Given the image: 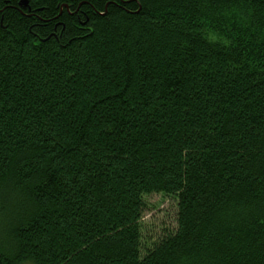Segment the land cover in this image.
Listing matches in <instances>:
<instances>
[{
  "label": "trees",
  "instance_id": "trees-1",
  "mask_svg": "<svg viewBox=\"0 0 264 264\" xmlns=\"http://www.w3.org/2000/svg\"><path fill=\"white\" fill-rule=\"evenodd\" d=\"M0 0V264H264V0ZM176 204L144 241L147 197Z\"/></svg>",
  "mask_w": 264,
  "mask_h": 264
},
{
  "label": "rangeland",
  "instance_id": "rangeland-1",
  "mask_svg": "<svg viewBox=\"0 0 264 264\" xmlns=\"http://www.w3.org/2000/svg\"><path fill=\"white\" fill-rule=\"evenodd\" d=\"M176 204L172 198L161 195L147 197L146 211L142 217L144 241H154L176 228Z\"/></svg>",
  "mask_w": 264,
  "mask_h": 264
},
{
  "label": "water",
  "instance_id": "water-1",
  "mask_svg": "<svg viewBox=\"0 0 264 264\" xmlns=\"http://www.w3.org/2000/svg\"><path fill=\"white\" fill-rule=\"evenodd\" d=\"M26 4H27V2H26L25 0H22V1L20 2V5H24V6H26Z\"/></svg>",
  "mask_w": 264,
  "mask_h": 264
}]
</instances>
